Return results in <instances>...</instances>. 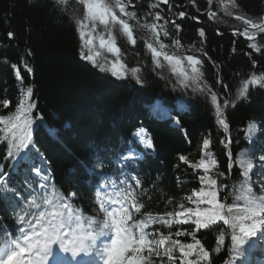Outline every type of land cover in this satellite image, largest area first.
I'll return each instance as SVG.
<instances>
[{
    "label": "trees",
    "instance_id": "1",
    "mask_svg": "<svg viewBox=\"0 0 264 264\" xmlns=\"http://www.w3.org/2000/svg\"><path fill=\"white\" fill-rule=\"evenodd\" d=\"M104 2L115 4V0ZM235 3L233 8L230 0H171L170 6L160 0H126L125 11L134 12V18L121 14L118 7L113 10L129 23L136 43L117 42L126 71L123 78H118L107 64L83 58L87 54L79 22L88 17L81 0H0V116L15 114L29 86L33 94L27 102L35 104L29 114L34 120L31 135L35 150L22 161L7 156L3 137L10 134L0 131V170L7 175L10 189L0 191V246L9 239H21L22 230L39 231L40 213L66 212L58 207L62 202L59 197L80 207L85 219L97 215L96 193L101 184L114 185L121 193L129 187L135 189L144 207L140 213L133 210L134 219L149 212L169 218L166 213L181 211V205L194 208L197 205L193 201L198 198L189 201L187 197L207 188L199 177L208 175L196 165L208 157L216 161L211 178L246 191L243 180L237 177L236 164L240 154L249 150L256 164L251 187L260 194L264 185V171L259 167L260 157H264V87L250 84L246 98L237 100L236 96L244 80L264 76V33H233L250 25L246 21L264 22V0ZM181 12L184 16L179 19ZM156 13L161 16L159 21L155 20ZM153 23L157 24L155 32ZM101 33L97 30L93 35L99 45ZM101 38L105 40L106 36ZM148 44L181 60L189 55L199 59L200 84L203 92L206 88L210 92L192 95L162 79ZM102 53L106 52L102 49ZM13 65L19 69L20 82ZM133 68L139 69L142 83L132 76ZM211 93L221 104L227 129L218 124L210 107L207 98ZM5 100L8 107H4ZM225 101H229L227 106ZM249 122H255L257 129L247 141ZM4 128L0 124V129ZM141 128L152 139V150L146 151L136 142L134 133ZM50 129L54 134L50 135ZM205 139L210 141L207 149L203 146ZM133 150L139 153V159L125 161L123 156ZM181 156L187 160L182 161ZM98 161L103 162V168L95 166ZM136 179L141 181L139 186ZM72 193L75 199L70 198ZM223 203L245 206L242 201L225 197ZM225 214L230 217L237 214V209L233 213L225 209ZM20 215L31 228L18 220ZM146 230L171 235L173 241L179 239L183 244L192 243L191 234L195 233L204 248L212 252L211 264L232 260L264 264V243H257L264 230L249 240L251 252L243 246L233 250L232 230L224 224L196 231L191 223H157ZM177 232L185 234L176 236ZM220 234L225 236L222 246L218 244ZM173 255L177 257L174 264H180L179 251ZM190 258L197 259L195 255ZM153 261L159 264L158 257ZM164 264H169L167 257Z\"/></svg>",
    "mask_w": 264,
    "mask_h": 264
},
{
    "label": "snow or ice",
    "instance_id": "2",
    "mask_svg": "<svg viewBox=\"0 0 264 264\" xmlns=\"http://www.w3.org/2000/svg\"><path fill=\"white\" fill-rule=\"evenodd\" d=\"M63 2V0H61ZM126 0H115V4L105 3L104 0H83L86 7L87 17L106 28L115 27L119 25L121 34L126 39L131 41V44L135 45L136 40L133 38V30L129 23L125 19L117 17L114 8H119V12L129 18H134V12H126L125 4ZM167 3V0H164ZM232 7H236L235 0H230ZM225 11L228 12L227 7ZM215 15V13H211ZM184 13H180V17L183 18ZM239 18V17H237ZM161 16L159 13L155 14V20L159 21ZM174 23V21H173ZM252 28L257 29L259 32L264 33V25L253 23L252 21H246ZM157 24L153 23L151 29L155 32ZM201 36L204 35L203 29L199 30ZM11 36L12 34L9 33ZM83 36V33H81ZM158 38V33L156 34ZM167 36L168 33L164 32ZM244 35H248L245 31ZM249 39L252 37L249 36ZM101 45L105 44V41L101 39ZM91 43V41H89ZM164 47L163 44L160 45ZM253 47H255L253 45ZM147 48L151 49L154 54V59L161 55V52L156 51L151 44L147 45ZM110 51L119 53L120 48L112 43ZM83 57V53H82ZM90 61L93 60L92 56L83 57ZM166 61L172 62L174 57L164 54ZM187 61L191 64V75L185 74V80L200 82L202 73L197 65L201 64L199 59L194 58L192 55L186 57ZM157 66H162L159 60H155ZM180 61L177 59L176 64ZM16 69L18 82L19 69L13 65ZM101 70H104L101 68ZM26 71L31 73L32 69L26 66ZM112 74L118 78H123L126 75L124 71V65L119 66L114 63L111 66ZM139 69H131L132 76L136 79L137 83H142L139 75H137ZM182 83L184 81H181ZM260 85L264 87V76L257 77L253 75L250 79L242 82V87L236 96V99L246 98L249 85ZM227 87V85H224ZM205 92H210L209 89H205ZM33 88L31 86L26 88V92L23 93L22 98L18 102L16 112L12 116H0V124L5 125L4 129L0 131H6L10 135H5L3 140L7 145V156L17 157L19 160H23L24 156L28 153H32L35 150V144L32 140L31 128L34 120L29 118V114L35 107L34 103H28L30 97H32ZM211 101L216 104V114L219 120V124L227 129L229 126L225 122L223 112L217 104V96L214 93L210 94ZM225 106L229 104V101H225ZM232 106H235V101L231 102ZM9 101H4V107H8ZM24 117L21 121V117ZM43 118L41 117V120ZM257 125L255 122H249L248 132L249 134L256 131ZM54 129H50L49 133L54 134ZM134 135L139 138V143L147 149L154 147L152 139L148 136L145 129H138ZM230 142V141H229ZM210 144L209 139L203 141L205 149ZM38 155V152L36 153ZM231 157V153H229ZM240 165L242 167V184L246 189V194L243 197H236V199H243L245 206L239 208L238 205H226L219 199V191L217 189V180L210 176H200L199 179L202 184H207L208 189L202 188L200 191H194L192 195L188 196L189 201H193V197H197L198 200L193 201L196 203V207H188L184 209L181 205V211L173 214L172 212L164 215L154 216L151 212L146 213L143 218L134 219L133 210L135 213H140L141 208L144 207L142 203L138 202L139 194L135 189L129 187L124 192H117L114 196L109 195L107 199L101 198L99 190L97 191L96 203L98 204L97 215L87 216L86 219L82 210H74L72 205L64 202L66 198L59 197L61 204L58 205L65 211H54L52 213H40V230L37 231L31 228L30 222L25 220L24 215L18 216V220L21 223H29L31 231L22 230V239H13L4 246H0V264H67L64 259L66 256H71L75 261V264H81L82 258H93L91 261H85L84 264H155L153 257L159 258V264H164V257H167L169 264H174L177 259L173 255L175 251L180 253V264H211L212 252L204 248L202 242L196 238L195 233H192V243L183 244L179 239L172 240L171 235L165 236L163 234H157L155 232H149L146 229L157 223H162L167 226H171L174 222L176 224H189L195 226V230L201 229L207 230L211 226H215L218 222H223L232 230L231 243L233 250L240 249L241 246L248 244L249 240L257 235L258 231L264 230V185L260 186V194L258 195L251 187V173L256 164L254 163L253 154L249 150H245L241 153ZM125 161H132L139 159V153L136 151H130L123 156ZM182 161H186L185 156H181ZM212 165L216 164L215 160L211 161ZM96 167L103 168V162L98 161ZM196 167L203 168L204 172L209 171L210 165L205 162V159H201L199 165ZM231 163L229 168H231ZM260 169L264 171V157H260ZM39 173V169H36ZM259 178V176L257 177ZM7 175L0 170V191L8 192L10 189L6 185ZM136 186L141 184L139 179L135 180ZM103 187H108L104 184ZM227 187V186H225ZM75 196V193L69 194ZM35 203V201H33ZM49 205L53 204L52 200H46ZM201 204L207 205V207H200ZM234 208L237 209V214L227 216V213H233ZM175 216V219H172ZM250 223H246L249 222ZM87 227H84V224ZM75 225V227L73 226ZM238 229V232H237ZM183 232H177L175 235H184ZM225 236L220 234L218 237V244H223ZM171 241V246L169 242ZM161 249L163 251H161ZM218 251V248H217ZM195 255L196 260L191 259ZM243 256L244 253L240 252Z\"/></svg>",
    "mask_w": 264,
    "mask_h": 264
},
{
    "label": "rangeland",
    "instance_id": "3",
    "mask_svg": "<svg viewBox=\"0 0 264 264\" xmlns=\"http://www.w3.org/2000/svg\"><path fill=\"white\" fill-rule=\"evenodd\" d=\"M81 1L83 2V0H81ZM160 1H164V0H160ZM79 24L81 26L79 30L81 31V33H83L82 37H83V42H84L85 48H86L85 54H87V56H92L94 61H99V62L103 63L104 65L107 64L108 66H110V68H111L112 64H114V63H116L118 66H119V64H122L121 60H120L119 53H114V52L109 50L112 43H115L117 46V42L120 40H126V41L131 42L130 40L126 39L124 35L121 34V30H120L119 25H116L115 27L106 28L104 25L100 24L98 21L94 22V21L90 20L89 18H86L85 20L80 21ZM97 30H100V32H102L101 34H99V38H98L99 40L102 39L101 37L106 36V39L104 40L105 41L104 45H101V43L99 45L98 41L94 42V36L93 35H94L95 31H97ZM252 32H255V31H247V34L251 35ZM89 41H91V43H89ZM102 49L106 53H102ZM149 52L151 54L153 63L155 65H157L155 60L158 59L160 65H162V66H157L158 74L161 76L162 79H164L165 81L170 83L175 88L188 90L190 92V94H192V95H196V94L204 95L205 94V92H203L204 89L201 86L200 82L197 83L196 81L184 79L185 74H188L189 76L191 75V64L189 61H187V59L181 60L177 57H174L173 61L169 62V61H166L164 59V54L161 53V55L159 57H156L154 59V54L152 53L151 49H149ZM177 59L180 61L179 64H176ZM181 81H184V82L182 83ZM238 92H237V94H238ZM207 99L211 103L210 107L214 111V115L216 116L217 122L219 124V120H218V117H217V114L215 111L216 104H214L211 101L210 96H208ZM216 103L219 104V106L221 108V104L219 103L218 100ZM253 135H254V132L249 134V132L247 130L246 140L249 141L253 137ZM135 140L144 150H146V151L152 150V149L144 148L139 143V138L136 136H135ZM241 158L242 157L240 154L239 161L236 164V170H237V177L240 178L241 180H243L244 178L242 176V167L240 165V159ZM212 160H214L212 157H208L205 159V162L210 165L209 171L206 173L208 176H211L212 168L214 166L211 164ZM201 169L203 170V168H201ZM203 172H204V170H203ZM216 187L219 191V199L221 202H223V197H225L226 200L231 199V200L242 201L245 205V201L243 199H236V197H243L246 194V191L244 189H241V188L236 187V186L225 187V183L223 181H217ZM207 189H208V186L205 190H207ZM218 224L223 225V222H218ZM259 243H262V241H260ZM220 245L222 246V244H220ZM243 247L250 250V252L252 251L249 248L248 244L243 245ZM227 264H249V263H244V262H241L238 260H232V261H229ZM259 264H260V262H259Z\"/></svg>",
    "mask_w": 264,
    "mask_h": 264
},
{
    "label": "water",
    "instance_id": "4",
    "mask_svg": "<svg viewBox=\"0 0 264 264\" xmlns=\"http://www.w3.org/2000/svg\"><path fill=\"white\" fill-rule=\"evenodd\" d=\"M170 3H171V0H167V5L168 6H170ZM189 16V15H188ZM192 20H194L195 22H197V23H199V21L197 20V19H195L194 17H192V16H189ZM181 17H179V19H180ZM261 25H264V22L261 24ZM245 31H258L257 29H254V28H252L251 27V25H248V26H245L243 29H242V31L241 32H235V33H233L234 34V36H237L238 34H241V33H243V32H245Z\"/></svg>",
    "mask_w": 264,
    "mask_h": 264
}]
</instances>
